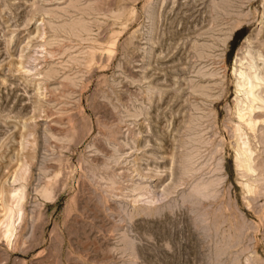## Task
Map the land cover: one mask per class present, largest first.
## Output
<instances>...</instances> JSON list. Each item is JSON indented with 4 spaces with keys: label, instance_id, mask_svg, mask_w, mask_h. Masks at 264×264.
<instances>
[{
    "label": "rangeland",
    "instance_id": "obj_1",
    "mask_svg": "<svg viewBox=\"0 0 264 264\" xmlns=\"http://www.w3.org/2000/svg\"><path fill=\"white\" fill-rule=\"evenodd\" d=\"M0 264H264V0H0Z\"/></svg>",
    "mask_w": 264,
    "mask_h": 264
},
{
    "label": "bare ground",
    "instance_id": "obj_2",
    "mask_svg": "<svg viewBox=\"0 0 264 264\" xmlns=\"http://www.w3.org/2000/svg\"><path fill=\"white\" fill-rule=\"evenodd\" d=\"M255 71V70H254ZM256 72V71H255ZM253 74H254V72H253ZM256 75V77H257V74H255ZM247 79V78H246ZM254 96V95H253ZM254 112V111H253ZM257 113V112H256ZM256 121V120H255ZM244 152V151H243ZM248 160V159H247ZM15 178V177H14ZM15 181V180H14ZM13 181V182H14ZM16 181H17V179H16ZM15 181V182H16ZM41 194V193H40ZM10 197V196H9ZM8 197V198H9ZM41 197L44 199H46L47 197H48V195H47V193H43L42 195H41ZM7 198V199H8ZM14 198V197H13ZM41 198V199H42ZM12 199V198H11ZM13 202H15V203H18L19 202V200L18 201H13ZM5 207H6V209L7 210H5L6 212H7V214L5 215L6 217H7V223H6V227L7 228H5V233H4V237L6 238V241H10V237L13 235V229H14V220L15 219H18L16 216H15V213H14V210L12 209L13 207H11L10 208V206H8L9 208H7V206L5 205ZM3 208V207H2ZM5 212V213H6ZM14 217H16L15 219H14ZM9 244V243H8Z\"/></svg>",
    "mask_w": 264,
    "mask_h": 264
}]
</instances>
